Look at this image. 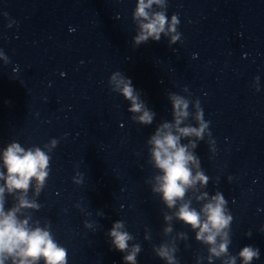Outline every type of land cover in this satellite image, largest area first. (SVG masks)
Here are the masks:
<instances>
[{
  "label": "clouds",
  "instance_id": "1",
  "mask_svg": "<svg viewBox=\"0 0 264 264\" xmlns=\"http://www.w3.org/2000/svg\"><path fill=\"white\" fill-rule=\"evenodd\" d=\"M167 8V0H137L133 13L138 28L132 39L134 47L146 44L150 39L159 42L162 34L169 38V46L181 40L178 31L180 20L176 14L169 19ZM4 15L7 16V13ZM255 80L259 82V77ZM108 84L111 91L130 102L127 111L133 114L131 120L134 123L143 126L153 124L156 113L140 98L130 78L115 71ZM256 90L259 91V86ZM183 92L188 95L167 94L172 119L159 123L146 141L148 163L156 170L151 192L159 195L167 209H176L172 214H163L166 222L163 235L172 233L171 221L176 219L195 232L196 241L208 246V255L197 256V264L205 259L208 264H214L216 259L221 258H224L222 264H237L238 258L242 264H252L260 258L259 248L248 245L236 255L229 252L233 216L222 192L216 191L210 195L206 190L201 191L207 188L210 178L202 169L201 159L195 150L199 142L207 137L209 148L215 154L216 141L210 131L211 122L204 119L199 98L192 99L187 86ZM58 143L59 140L53 138L42 147L33 145L25 148L19 142L12 141L0 154V181L3 182L0 183V264H68V250L55 238L50 223L45 221L41 224L32 215L42 207L38 197L47 185L51 172L50 153ZM72 180L76 185L83 183L80 173ZM189 190L199 193L194 197L197 203L202 202L199 209L192 206V198H186ZM6 194L13 197V203L7 209ZM74 207L83 211L79 203ZM98 211L103 214L102 210ZM84 227L94 229L95 225L85 221ZM261 231L264 232V228ZM251 234V231L246 233L249 237ZM106 235L110 238L111 248L124 254L123 264H138L137 256L142 248L139 243L133 242L135 237L126 230L124 221L113 222ZM177 235L187 239L185 232ZM145 239H151L147 229ZM130 241L133 243L130 244ZM178 251L175 241L153 245V252L165 264H179Z\"/></svg>",
  "mask_w": 264,
  "mask_h": 264
}]
</instances>
